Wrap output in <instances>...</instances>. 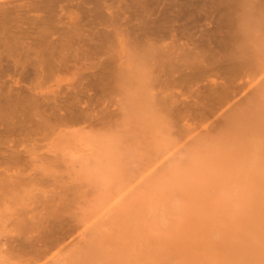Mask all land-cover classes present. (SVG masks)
<instances>
[{"label": "rangeland", "instance_id": "374dc122", "mask_svg": "<svg viewBox=\"0 0 264 264\" xmlns=\"http://www.w3.org/2000/svg\"><path fill=\"white\" fill-rule=\"evenodd\" d=\"M43 1L29 17L61 21L48 67L24 46L0 52V264H264V0Z\"/></svg>", "mask_w": 264, "mask_h": 264}, {"label": "bare ground", "instance_id": "6f19581e", "mask_svg": "<svg viewBox=\"0 0 264 264\" xmlns=\"http://www.w3.org/2000/svg\"><path fill=\"white\" fill-rule=\"evenodd\" d=\"M2 1V0H1ZM6 1V0H5ZM12 1V0H11ZM11 1L10 2H5V3H0V43L1 44H3L2 46L4 47L3 49L2 48H0V52H3V50L5 49H8V50H6L5 52H3L2 54H5L6 52H9V50H12V51H14L15 49L17 50V48L20 50V47L21 46H24L23 47V49H21L20 51H25L27 54L28 53H30V52H33V53H31V55L33 54V55H35V57L37 58V60H35V57L34 56H32V58L35 60L34 62H35V64L37 65L38 63H43L44 61V59H42L40 56H39V54H41V55H45V53H43L44 51H46V50H48V49H52L51 51H53V49H54V45L56 44V42L54 43V41H51V44H50V40H47V37H49V35L48 34H50V33H48L49 32V30H48V26H51L52 25V27H54L53 26V24H55V26H58L57 24H60V22L58 21V23H57V21H56V23L54 22L55 21V18L52 20V18H53V14H51V9H48V7L47 8H45L44 10H45V14H43V16H40V17H36V18H32V17H29L30 15H28V12L30 11V10H32L34 7V5H35V7H37L36 5H38V4H35V2L36 1H38L40 4H41V2L43 1H41V0H36V1H31V3H24L23 5H19V4H10L11 3ZM41 1V2H40ZM95 1V0H94ZM106 1V0H105ZM115 1H118V0H115ZM142 1V0H141ZM150 1V0H149ZM152 1H155V0H152ZM160 1V0H159ZM158 0L157 1H155V2H159ZM163 1H165V0H163ZM169 1V0H168ZM168 1H166V2H168ZM206 1H208V0H206ZM226 1V3H227V0H225ZM240 1V0H239ZM253 1V0H252ZM256 1V0H255ZM4 2V1H3ZM24 2H26V1H24ZM29 2V1H28ZM44 2V1H43ZM42 2V3H43ZM45 2H46V4L49 2V0H45ZM134 2V1H133ZM138 2V1H137ZM154 2V3H155ZM166 2H164V3H166ZM171 2V1H170ZM169 2V3H170ZM175 2V1H174ZM177 2V1H176ZM176 2H175V4H176ZM194 2V1H193ZM209 2H211V1H209ZM222 2V1H221ZM236 5L234 6V7H237V3L235 2V1H233ZM13 3V2H12ZM109 2H107L106 4H108ZM135 3V2H134ZM144 3H146L145 1H144ZM150 3V2H149ZM161 2H159V4H160ZM169 3H167V4H169ZM181 3V2H180ZM190 3V2H189ZM224 3V2H223ZM230 3V2H229ZM232 3V2H231ZM230 3V4H231ZM239 3V2H238ZM95 4H97L96 2H95ZM105 4V5H106ZM123 4H127V3H123ZM147 4H148V0H147ZM145 5V6H148V5ZM158 4V3H157ZM171 4H173V1H172V3ZM186 4H188L187 2L186 3H184V7L185 8H187V11H188V7H186ZM191 4V3H190ZM190 4H188V5H190ZM210 4H212V3H210ZM256 4H258V3H256ZM8 5H12V7H7ZM17 5V6H16ZM45 5V4H44ZM108 5H110V3L108 4ZM120 5V4H119ZM122 5V4H121ZM149 5H153L152 3L151 4H149ZM163 5H165V4H163ZM178 5V4H177ZM182 5V4H181ZM180 5V6H181ZM232 5V4H231ZM39 6V5H38ZM41 6V5H40ZM43 6V5H42ZM129 6V5H128ZM162 6V5H161ZM171 6V8L173 7V5H170ZM207 6V5H206ZM33 7V8H32ZM93 7V6H92ZM98 7V6H97ZM106 7H108V6H106ZM122 7H123V5H122ZM142 7H144V6H142ZM150 7H152V6H150ZM165 7H168L167 5L165 6ZM176 6L174 5V8H175ZM190 8H191V6H189ZM201 7V6H200ZM216 7V6H215ZM228 7H230V5L228 6ZM234 7H232V8H234ZM39 7H37V9H38ZM50 8H51V6H50ZM105 8V7H104ZM124 8H126V6L124 7ZM134 8V7H133ZM169 8V7H168ZM177 8V7H176ZM205 8H207V7H205ZM208 8H210V7H208ZM35 9V8H34ZM40 9H42V8H40ZM47 9H48V11H47ZM116 10H118L117 8H115ZM154 9H155V6H154ZM160 9H161V7H160ZM204 9V8H203ZM91 10V9H90ZM109 10V9H108ZM115 10V11H116ZM130 10V9H129ZM134 10V9H133ZM152 10V9H151ZM176 10V9H175ZM185 10V9H184ZM190 10V9H189ZM193 10V9H192ZM250 10V9H249ZM248 10V11H249ZM253 10V9H252ZM109 11H111V10H109ZM135 11H136V13H137V11L138 10H136L135 9ZM146 11V10H145ZM172 11H174V10H172ZM171 11V12H172ZM178 11H180V10H178ZM181 11H183V10H181ZM186 11V12H187ZM251 11V10H250ZM255 11V10H254ZM253 11V12H254ZM44 12V11H43ZM53 12V11H52ZM89 12H92V11H89ZM95 12L96 11H94L93 13L95 14ZM119 12V11H118ZM256 12V11H255ZM106 13H108V12H106ZM138 13H140V12H138ZM143 13H146V12H143ZM175 13H179V12H176L175 11ZM181 13V12H180ZM192 13V12H191ZM228 13H230V12H228ZM100 14V13H99ZM98 14V15H99ZM114 14V13H113ZM112 14V15H113ZM150 14V13H149ZM148 13H146V15L145 16H147L148 17V15H149ZM166 14V13H165ZM171 14V13H170ZM184 14H186V13H184ZM189 14V13H188ZM97 15V14H96ZM102 15V14H101ZM108 15H110V14H108ZM117 15H119V14H117ZM137 15V14H136ZM153 15V14H152ZM174 15V14H173ZM179 14H177V16H178ZM198 15V14H197ZM103 17L104 16H106V15H102ZM143 16V15H142ZM155 16V15H154ZM166 16H168L167 14H166ZM196 15H194V17H195ZM208 16V15H207ZM211 16V15H210ZM246 16H249V18H246V19H250V17H252V16H250V14H247ZM253 16H255V15H253ZM56 17V16H55ZM112 18H113V16H111ZM116 17H118V16H116ZM136 17V16H135ZM140 17V16H139ZM149 17H152V16H149ZM199 17V16H198ZM228 17V16H227ZM104 18H106V17H104ZM108 18V17H107ZM111 18V19H112ZM137 18V17H136ZM231 18V17H230ZM255 18H257V17H255ZM255 18H251V19H255ZM109 19V18H108ZM119 20H116V18L114 19L115 21H121L120 20V18H118ZM124 19V18H123ZM127 19V18H126ZM148 19V18H147ZM156 19V18H155ZM187 19V21H189L188 20V18H186ZM191 19H193V18H191ZM218 19H219V17H218ZM250 19V20H251ZM57 20V19H56ZM74 20V19H73ZM128 20V19H127ZM127 20H125V22L127 21ZM153 20V19H152ZM158 20V19H157ZM169 20V19H168ZM193 20H195V19H193ZM198 20V19H197ZM220 20V19H219ZM226 20V19H225ZM231 20V19H230ZM256 20V19H255ZM72 21V20H71ZM106 21V20H105ZM131 21L132 20H130V22H128L127 21V23H130V24H132L131 23ZM134 21V20H133ZM132 21V22H133ZM138 21V20H137ZM160 21V20H159ZM52 22H54L53 24H51L50 25V23H52ZM93 24H94V22L93 21H91ZM95 22H96V20H95ZM183 21H181V23H182ZM228 22V21H227ZM252 22V21H251ZM23 23H25V24H27L28 26H30L31 25V30H32V28H35V31L33 30V33L30 31V33L28 32V33H25L26 31H28V30H26V29H24V30H22V28H24V27H22V25L24 26L25 24H23ZM106 23V22H105ZM112 23V22H111ZM127 23H126V25H127ZM134 23H135V21H134ZM137 23V22H136ZM136 23H135V25H136ZM140 23V22H139ZM158 23V22H157ZM176 22L174 21V24H175ZM180 23V24H181ZM189 23H191V22H189ZM198 23V22H197ZM229 23V22H228ZM70 24V23H69ZM91 24V23H90ZM97 24V23H96ZM123 24V23H122ZM156 24V23H155ZM192 24V23H191ZM230 24V23H229ZM26 25V26H27ZM62 25H64V24H61V26ZM66 25V24H65ZM64 25V26H65ZM75 25H77V24H74V26ZM89 25V24H88ZM107 25H109V26H111L110 25V23L109 24H106V27H107ZM117 25V24H116ZM119 25V24H118ZM132 25H134V24H132ZM134 25V26H135ZM150 25V24H149ZM154 25V24H153ZM193 25V24H192ZM198 25H199V23H198ZM64 26H63V28H64ZM74 26H69V27H71V28H74ZM155 26V25H154ZM172 26V25H171ZM174 26V25H173ZM182 26V25H181ZM252 26V25H251ZM127 27V26H126ZM131 27H133V26H131ZM148 27V26H147ZM38 28V29H37ZM115 28V27H114ZM129 28V27H128ZM134 28V27H133ZM135 28H137V26H135ZM133 29V30H135V31H137L136 29ZM159 28V27H158ZM168 28V27H167ZM166 28V29H167ZM181 28H183V27H181ZM180 28V29H181ZM253 28V27H252ZM27 29H29V28H27ZM37 29V30H36ZM75 29V28H74ZM112 29V28H111ZM123 29V28H122ZM141 29V28H140ZM140 29H138V32H139V30ZM179 29V28H178ZM24 31V32H22V31ZM26 30V31H25ZM83 30V29H82ZM108 30H110L109 28L107 29V31ZM131 30H132V28H131ZM132 30V31H133ZM154 30V29H153ZM159 30V29H158ZM182 30V29H181ZM227 30H230V29H227ZM232 30V29H231ZM38 31V32H37ZM115 31H116V29H115ZM114 31V32H115ZM147 30H145V32H146ZM161 31H165L166 32V30H161ZM171 32L173 31L174 33H175V31H177V30H170ZM183 31V30H182ZM234 31V30H233ZM61 32V31H60ZM65 32V31H64ZM70 32V31H69ZM74 32H76V33H79V32H77V30H75ZM73 31H71V34H70V36L68 37L67 36V38H71L72 36H74V37H76L75 35H76V33H74ZM91 32V31H90ZM108 32H110V31H108ZM114 32H113V34H114ZM120 32H121V30H120ZM122 32H124L123 33V36L121 37L122 39H124L123 37H124V34H125V30L124 31H122ZM172 32V33H173ZM191 32V31H190ZM194 32H195V30H194ZM193 32V33H194ZM197 32H198V30H196V34H197ZM200 32H201V30H200ZM199 32V33H200ZM48 33V34H47ZM53 33V32H52ZM55 33V32H54ZM74 33V34H73ZM101 33V32H100ZM103 33V32H102ZM105 33V32H104ZM116 33H117V31H116ZM130 33V32H129ZM132 33V32H131ZM141 33H143V32H141ZM229 33V32H228ZM231 33V32H230ZM235 33V32H234ZM31 34V35H30ZM55 34H57V36H58V33H55ZM64 34H66V33H64ZM97 34V33H96ZM106 34H107V32H106ZM128 34V33H127ZM135 34V33H134ZM134 34H133V36H134ZM155 34H157V33H155ZM162 34V33H161ZM176 34V33H175ZM195 34V33H194ZM193 34V35H194ZM202 34H206L205 32H203ZM232 34V33H231ZM48 35V36H47ZM62 35V34H61ZM115 35V34H114ZM121 35V34H120ZM131 35V34H130ZM137 35H139L138 33H137ZM142 35V34H141ZM147 34H145V38L146 37H148V35L146 36ZM159 37H161V35L160 34H157ZM171 35V34H170ZM174 35V34H173ZM177 35V34H176ZM176 35L175 36H172L173 37V39L176 37ZM179 35V34H178ZM177 35V36H178ZM181 35V34H180ZM210 35H212V34H210ZM51 36V35H50ZM128 36V35H127ZM153 36H156V35H153ZM164 36L166 37L167 36V38H168V34H166V35H163L161 38H164ZM182 36L183 37H185L184 36V34H182ZM186 36H188V34L186 35ZM195 36V35H194ZM197 36V35H196ZM201 36V35H200ZM229 36H231V35H229ZM81 37V36H80ZM98 37V36H97ZM102 38H103V36H101ZM105 37V36H104ZM130 37V36H129ZM128 37V38H129ZM142 37H144V36H142ZM141 37V38H142ZM172 37L170 36V40H173L172 39ZM178 37H180V36H178ZM236 37V36H235ZM258 37V36H257ZM260 37V36H259ZM258 37V38H259ZM73 38V37H72ZM77 39H78V37H76ZM115 38H116V36H115ZM119 38H120V36H119ZM119 38H116L115 40H116V43H117V41H118V39ZM139 37H136V41H137V39H138ZM151 38V36H149V39ZM155 38V37H154ZM154 38H152V39H154ZM186 38L187 37H185V40H186ZM25 39H31V40H28L29 42L30 41H32V43H34V45L35 46H37V48L35 47V46H33V47H35V48H32L30 45H31V43H30V45H28V44H26L27 42V40L25 41ZM65 38H63V40H64ZM74 39V38H73ZM90 39V38H89ZM144 39V38H143ZM143 39H141V40H143ZM151 39V40H152ZM160 39V38H159ZM158 38H157V40H159ZM166 39V38H165ZM164 39V40H165ZM179 39H182L181 37L179 38ZM199 39H200V37H199ZM201 39H203V38H201ZM229 39V38H228ZM232 39V38H231ZM234 39V38H233ZM259 39H261V38H259ZM63 40H61V41H63ZM75 40V39H74ZM81 40V39H80ZM120 40V39H119ZM134 40V39H133ZM147 41H148V39H146ZM155 40V39H154ZM153 40V41H154ZM156 40V41H157ZM168 40V39H167ZM176 40H178L177 38H176ZM196 40V39H195ZM203 40H205V39H203ZM223 40V39H222ZM48 41V42H47ZM59 41V40H58ZM60 41V43H62ZM69 41H73L72 39L71 40H69ZM77 41V40H76ZM135 41V42H136ZM150 41V40H149ZM148 41V42H149ZM163 40L162 39H160V41L159 42H162ZM197 41V40H196ZM198 41H200V40H198ZM231 41V40H230ZM21 42L24 44H21ZM53 42V43H52ZM121 42V41H120ZM125 42V41H124ZM134 42V43H135ZM138 42H140V41H138ZM143 42V41H142ZM151 42V41H150ZM155 42V41H154ZM173 42H175V40H173ZM192 42H194V41H192ZM204 42V41H203ZM220 42H221V40H220ZM224 42H225V40H224ZM73 43V42H72ZM72 43H70V44H72ZM102 43V42H101ZM115 43V44H116ZM144 43V42H143ZM165 43V42H164ZM168 43H170V42H168ZM179 43V42H178ZM195 43V42H194ZM225 43H227V42H225ZM232 43V42H231ZM237 43V42H236ZM25 44H26V46H25ZM49 44V45H48ZM67 44V43H66ZM94 44H96V43H94ZM93 44V45H94ZM119 44V43H118ZM122 44V43H121ZM121 44H119V46L121 47ZM125 44V43H124ZM144 44H146V43H144ZM151 44V43H150ZM155 44H156V42H155ZM154 44V45H155ZM187 44H189V43H187ZM198 44H200V43H198ZM58 45V44H57ZM100 45H102V44H100ZM104 45V44H103ZM135 45V44H134ZM154 45H152L151 47H153ZM165 45V44H164ZM171 45V44H170ZM175 44L173 43V46H174ZM227 45V44H226ZM232 45H234V44H232ZM1 46V45H0ZM28 46V47H27ZM61 46V45H60ZM98 47H99V45H97ZM107 46V45H106ZM123 46V45H122ZM137 46V45H136ZM135 46V47H136ZM156 46V45H155ZM205 47L206 46H208V43H207V45H204ZM25 47H27V48H25ZM50 47H52V48H50ZM59 47V46H58ZM77 48L79 47V46H76ZM97 47V48H98ZM108 47V46H107ZM123 47H126L125 45L123 46ZM128 47V46H127ZM133 48V49H131V50H135V49H137V48ZM138 47H140V45L138 46ZM150 47V48H151ZM157 47V46H156ZM201 47H202V45H201ZM22 48V47H21ZM129 48V47H128ZM148 48V47H147ZM149 48V49H150ZM160 48V47H159ZM164 48V47H163ZM167 48V47H166ZM173 48V47H172ZM194 49L195 48H197L196 46L195 47H193ZM236 48H238V46L236 47ZM57 50H58V48H56ZM78 49H82V47H79ZM101 49H102V47H101ZM104 49V48H103ZM110 49V48H109ZM148 49V50H149ZM152 50H153V48H151ZM155 49V48H154ZM171 49V48H170ZM231 49V48H230ZM16 50H15V52H12V53H14V54H16L17 55V52H19V51H17L16 52ZM130 50V48L128 49V51L130 52L131 51ZM147 50V49H146ZM151 50V51H152ZM161 50H163V49H161L160 48V54H163V53H161ZM164 50H165V48H164ZM192 51H193V49H191ZM212 50V49H211ZM229 50V49H228ZM23 51V52H24ZM49 51V50H48ZM56 51V50H55ZM77 51H80V50H77ZM83 51V50H82ZM109 51V50H108ZM140 51H144V50H141L140 49ZM158 51V50H157ZM167 51H169V50H167ZM177 51H179L178 49H177ZM182 51V50H181ZM218 51V50H217ZM216 51V52H217ZM237 51H238V49H237ZM244 52H246L245 50H243ZM249 51V50H248ZM247 51V52H248ZM50 52V51H49ZM60 52V51H59ZM134 53H141V55L143 54L142 52H136V51H133ZM146 51H144V53H145ZM148 52V51H147ZM159 52V51H158ZM194 52H196L195 50H194ZM242 51H238V53H239V59H237V61H241V62H243L242 60H243V58H242V55L240 54ZM21 53V55H22V52H20ZM43 53V54H42ZM53 53H55V52H53ZM150 53V52H149ZM151 53H153V52H151ZM155 53H157V52H155ZM154 53V54H155ZM172 53H175V52H172ZM14 54H13V56H14ZM25 54V53H24ZM23 54V55H24ZM82 54V53H81ZM135 54V55H136ZM178 54V53H177ZM229 54H231L230 56H232V53H229ZM234 54H235V52H234ZM1 55V54H0ZM10 55V54H9ZM19 55V54H18ZM29 55V54H28ZM58 55V54H57ZM152 55L153 54H151V55H148V54H143V56H144V60H145V57H148L147 59H151V58H153L152 57ZM159 55V54H158ZM164 55H166V54H164ZM237 55V54H236ZM20 56V55H19ZM18 56V57H19ZM26 56V55H25ZM60 56V55H59ZM127 56V55H126ZM139 56V55H138ZM149 56H151V57H149ZM155 56V55H154ZM229 56V55H228ZM6 57H8V56H6ZM11 57V56H10ZM9 57V58H10ZM50 56H48V58H49ZM52 57H55L54 55L52 56ZM142 57V56H141ZM140 57V58H141ZM160 57V56H159ZM168 57H170L169 59L170 60H172L171 59V57H173V56H168ZM44 58V57H43ZM46 58V57H45ZM59 58V57H58ZM110 58V57H109ZM127 58V57H126ZM132 58H133V56H132ZM166 58V57H165ZM210 58H211V56H210ZM242 58V59H241ZM14 59V58H13ZM19 59V58H18ZM22 59V58H21ZM23 59H25V57H23ZM53 59V58H52ZM55 59V58H54ZM154 59H155V57H154ZM154 59H152V60H154ZM167 59V58H166ZM209 59V58H208ZM212 59V58H211ZM230 59V58H229ZM232 59H233V57H232ZM231 59V60H232ZM5 60H7V59H5ZM12 60V59H11ZM10 60V61H11ZM29 60V59H28ZM48 60V59H47ZM61 60V59H60ZM124 60V59H123ZM133 60H135L134 58H133ZM218 60H220V59H218ZM225 60H228V59H225ZM13 61H15V60H13ZM22 61V60H21ZM42 61V62H41ZM46 61V60H45ZM62 61V60H61ZM130 61H131V59H130ZM135 61H137V60H135ZM154 61H156V59L154 60ZM175 61V60H174ZM216 61V60H215ZM223 61V60H222ZM235 63H234V62ZM237 61H235V59H233L232 61H227V63L228 62H230V65L232 64V66L233 67H235L234 66V64L238 67L239 66V64L241 63V62H237ZM12 62V61H11ZM18 62V61H17ZM23 62V61H22ZM25 62H27V61H25ZM33 62V63H34ZM50 62H52L51 60H50ZM55 62H57V61H55ZM59 62V61H58ZM64 62V61H63ZM126 62H127V60H126ZM139 62H140V59H139V61H137L136 62V65H139ZM144 62V61H143ZM142 62V63H143ZM146 62V61H145ZM150 62V61H149ZM232 62V63H231ZM33 63H31V64H33ZM60 63V62H59ZM109 63V62H108ZM152 62H150L149 63V65H147V63H143L144 65H147V66H149L150 67V64H151ZM170 63H174V62H170ZM215 63H217V62H215ZM223 63H225V62H223ZM223 63H221V64H223ZM237 63H238V65H237ZM244 63H245V61H244ZM15 64V63H14ZM18 64V63H17ZM20 64V63H19ZM23 64H25V63H23ZM29 64V63H28ZM48 64H50V63H48ZM53 64H55V63H53ZM52 64V65H53ZM121 64V63H120ZM124 64H126L124 67H126L127 66V63H124ZM177 64H178V62H177ZM56 65V64H55ZM130 65V64H129ZM131 65H135V64H131ZM144 65H142V66H144ZM170 65H172V64H170ZM188 65V64H187ZM190 66H191V64H189ZM193 65H195L194 63H193ZM202 65V64H201ZM225 65H227L226 63H225ZM243 65H245V64H240V68H241V70H242V68H244V66ZM19 66V65H18ZM30 66V65H29ZM33 66H34V64H33ZM33 66H32V68H33ZM42 66H45V62L42 64ZM40 67V70L41 69H43L44 67ZM50 66V65H49ZM108 66H111V65H108ZM153 66V65H152ZM200 66V65H199ZM198 66V67H199ZM212 66V65H211ZM210 66V67H211ZM219 66H221V65H219ZM241 66H243V67H241ZM14 67V66H13ZM37 67H39V66H37ZM36 67V68H37ZM45 67H48V65L47 66H45ZM54 67H56V66H54ZM145 67V66H144ZM153 67H155V66H153ZM188 66H186V68H187ZM192 67H194V66H192ZM230 67V66H229ZM237 67H235V68H237ZM24 68V67H23ZM22 68V69H23ZM102 68V67H101ZM128 68H133V66H129ZM138 68V67H137ZM190 68V67H189ZM195 68H197V67H195ZM202 68V67H201ZM216 67H214V69H215ZM225 68V67H224ZM104 69V68H103ZM107 69V68H106ZM124 69V68H123ZM135 69V68H134ZM134 69H132V71L134 70ZM148 69H150V68H148ZM177 69H178V66H177ZM230 69H232V68H230ZM234 69V68H233ZM37 70H38V68H37ZM39 70V71H40ZM109 70H110V68H109ZM119 70V69H118ZM126 70V69H125ZM128 70V69H127ZM126 70V71H127ZM143 70V68L141 69V67H140V69L138 70V71H141V72H143L142 71ZM179 70V69H178ZM202 70V69H201ZM204 70V69H203ZM220 70V69H219ZM238 70V69H237ZM240 69H239V71H241ZM244 70V69H243ZM54 71V70H53ZM101 71H103V70H101ZM123 71V70H122ZM192 71V70H191ZM199 71H200V69H199ZM218 71V70H217ZM236 71V70H235ZM103 72H105V71H103ZM121 72V71H120ZM228 72V71H227ZM226 72V73H227ZM238 72V71H237ZM34 73V72H33ZM35 73H37V72H35ZM101 73V72H100ZM132 73V72H131ZM231 73V72H230ZM39 74V73H38ZM98 74V73H97ZM102 74V73H101ZM105 74H107V72L105 73ZM126 75H128L129 77L130 76H133V74H130L129 72L128 73H125ZM130 74V75H129ZM143 74H145L144 72L142 73V74H139V73H136V75H141V76H139V77H142V75ZM148 74V73H147ZM147 74H145V75H147ZM216 74V73H215ZM219 74V73H218ZM234 74V73H233ZM238 74H240V72L238 73ZM122 75V74H121ZM121 75H120V77H121ZM151 75V74H150ZM35 76V75H34ZM34 76H33V78H34ZM37 76V75H36ZM43 76H45V75H43ZM100 77H101V75H99ZM107 76V75H106ZM123 76V75H122ZM94 77H95V75H94ZM99 77V78H100ZM105 77V76H104ZM145 77V76H144ZM144 77H142V79L144 78ZM147 77H149L148 75H147ZM230 77H231V75H230ZM229 76H228V79L230 78ZM232 77H234V76H232ZM236 77V76H235ZM102 78V77H101ZM125 78V77H124ZM150 78V77H149ZM40 79H42V78H40ZM103 79V78H102ZM135 79H137V81H139L138 80V78H137V76H136V78ZM140 80H141V78H139ZM37 80H39V79H37ZM112 80H113V77H112ZM125 80V79H124ZM129 80H130V78H129ZM103 81V80H102ZM121 81H123V79L121 78L119 81H118V83H121ZM126 81H128V78L126 79ZM126 81L125 82H122V83H126ZM134 81V80H133ZM132 81V83H135V82H133ZM146 81V80H145ZM148 81V80H147ZM152 81H154V79H152L151 80V82ZM35 82H36V79H35ZM104 82V81H103ZM102 82V83H103ZM111 83V82H110ZM115 83V82H114ZM128 83V82H127ZM146 83H150V82H146ZM153 83V82H152ZM116 84V83H115ZM129 84V83H128ZM224 84V83H223ZM36 85V84H35ZM105 85H109V84H105ZM117 85V84H116ZM119 85V84H118ZM117 85V86H118ZM144 85V84H143ZM177 85V84H176ZM104 86V85H103ZM223 86V85H222ZM105 87V86H104ZM120 87H121V85H120ZM124 87H130L129 85H125V84H122V88H124ZM224 87V86H223ZM226 87H229V86H226ZM30 88H33V87H30ZM29 88V89H30ZM34 88H36V87H34ZM230 88V87H229ZM127 89H129V88H127ZM222 89V88H221ZM225 89V88H224ZM227 89V88H226ZM146 92H147V90H145ZM219 91V90H218ZM148 92H151L152 93V91H151V89H149V91ZM224 92V94L226 93L225 91H222V93ZM32 93V92H31ZM27 94V93H26ZM25 94V95H26ZM34 94V93H33ZM35 94H37V93H35ZM34 94V95H35ZM41 94V93H40ZM217 94V93H216ZM228 94H231V93H229L228 92ZM147 95H149V96H151L150 94H148L147 93ZM225 95H227V94H225ZM24 96V95H23ZM23 96H21L22 98L20 99V100H25V99H23ZM33 96V95H32ZM42 96V95H41ZM156 96H158V94H156ZM160 96V95H159ZM159 96L157 97V98H159ZM222 96V95H221ZM232 96V95H231ZM8 98V97H7ZM17 98H19V96L17 97ZM38 98H40V97H38ZM33 99V98H32ZM32 99H30L31 101H32ZM19 100V99H18ZM28 100V99H27ZM30 100H28V102L30 101ZM34 100V99H33ZM44 100V99H43ZM135 100V99H134ZM151 100V99H150ZM223 100V99H222ZM6 101H8V100H6ZM12 101V100H11ZM153 101V100H152ZM3 102V101H2ZM17 102V101H16ZM33 102V101H32ZM5 103V102H4ZM4 103H1V104H4ZM17 103H19V101L17 102ZM20 103H22V101H20ZM30 103V102H29ZM34 104L36 103V102H33ZM136 103V102H135ZM134 103V104H135ZM142 104H143V102H141ZM220 103V102H219ZM7 104H10V102H8ZM6 103H5V105L4 106H6L7 105ZM39 104V103H38ZM38 104H36V105H38ZM41 104L43 105V102H41ZM138 104H140V103H138ZM141 104V105H142ZM146 104H148L147 102H146ZM145 104V105H146ZM17 105V104H16ZM21 105V104H20ZM30 105V104H29ZM140 105V106H141ZM151 105H152V103H151ZM155 105V104H154ZM4 106L3 105H1V108L3 107L4 108ZM13 106V105H12ZM12 106H10V107H12ZM18 106V105H17ZM24 106V105H23ZM22 106V107H23ZM153 106V105H152ZM7 107V106H6ZM14 107V106H13ZM39 107V106H38ZM42 107V106H41ZM44 107V106H43ZM141 107H144V106H141ZM146 107V106H145ZM144 107V108H145ZM31 108V107H30ZM32 108H33V106H32ZM52 108H53V106H52ZM144 108H142V110L144 111ZM148 108V107H147ZM6 110H8L7 108H5ZM13 109V108H12ZM140 109V108H139ZM150 109V108H149ZM14 110V109H13ZM30 110V109H29ZM141 110V109H140ZM147 110V109H146ZM151 110V109H150ZM24 111V113H25V110H23ZM43 111V110H42ZM6 112V111H5ZM13 112V111H12ZM40 112H41V110H40ZM145 113H146V111H144ZM151 112H152V110H151ZM35 113V112H34ZM37 113H39V112H37ZM36 113V114H37ZM43 113V112H42ZM45 113V112H44ZM150 113V112H149ZM152 113H154V112H152ZM151 113V114H152ZM9 114V113H8ZM29 114L31 115V114H33V113H30V111H29ZM35 115V114H34ZM34 115H33V117H34ZM147 115V114H146ZM149 115V114H148ZM11 116V115H10ZM37 115H35V117H36ZM14 117V116H13ZM27 117V116H26ZM44 117V115H42L41 116V118H39V117H37V118H39V120H38V123H37V126L36 127H38V125L39 126H41V125H44V123H46L44 120H46V119H44L43 118ZM148 117V116H147ZM151 117H153V116H151ZM155 117V116H154ZM48 118V117H47ZM22 119H24V118H22ZM22 119H20V120H22ZM41 119H44V120H41ZM25 120H27V119H25ZM29 121V120H28ZM30 121H32V120H30ZM34 121V120H33ZM17 122V121H16ZM18 122H20V121H18ZM36 122H37V120H36ZM40 123H42V124H40ZM19 124V123H18ZM36 124V123H35ZM253 124V123H252ZM251 124V125H252ZM24 125V124H23ZM258 125V124H257ZM18 126V125H17ZM19 127V126H18ZM45 127H46V125H45ZM250 127V126H249ZM249 127H247V128H249ZM250 129V128H249ZM28 129H26V131H27ZM26 131H24V132H26ZM28 132V131H27ZM37 132V131H36ZM34 133H35V130H34ZM38 134V133H37ZM41 134V133H40ZM39 134V135H40ZM1 159V158H0ZM6 159H8V157L6 158ZM1 162H2V160H1ZM3 163V162H2ZM1 163V164H2ZM15 163V162H14ZM9 164V163H8ZM12 165V164H11ZM15 165V164H14ZM13 165V166H14ZM1 168V167H0ZM5 168V167H4ZM7 169V168H6ZM5 172H7L8 170H4ZM12 173H10V174H5V175H11ZM13 174H16V173H13ZM20 175V174H19ZM14 176V175H13ZM8 177V176H7ZM9 179V178H8ZM5 185V184H4ZM1 186V185H0ZM6 186V185H5ZM2 190V189H1ZM56 209H60V208H56ZM257 210L258 209H256V213L255 214H257ZM253 213V212H252ZM263 213H261V215H262ZM260 215V214H259ZM259 215H257V216H259ZM257 216L255 215V217L257 218ZM261 218L263 217V216H260ZM253 217H251L250 219H252ZM260 218V219H261ZM24 219H25V216H24ZM259 219V220H260ZM249 221V220H248ZM251 221H254V220H251ZM262 221H264V220H261L260 222L262 223ZM247 223V222H246ZM249 223V222H248ZM22 223H20V225H21ZM28 224V223H27ZM250 225V224H249ZM249 225H248V227H249ZM253 225V224H252ZM259 225V224H258ZM257 225V226H258ZM261 225V224H260ZM263 225V224H262ZM22 226V225H21ZM251 227V226H250ZM254 228H255V225H254ZM262 229H263V227H261ZM258 229V228H257ZM260 229V228H259ZM251 230V229H250ZM253 230H255V229H253ZM261 230V229H260ZM257 232V231H256ZM264 232V231H263ZM251 233H253V232H251ZM261 233V232H260ZM260 233H258V234H260ZM254 234V233H253ZM252 235V234H251ZM250 236V235H249ZM257 236V235H256ZM251 237L252 236H250L249 238L251 239ZM257 237H259V236H257ZM256 237V238H257ZM247 238V237H246ZM254 238V237H253ZM246 240V239H245ZM247 240H249V239H247ZM258 240H259V238H258ZM260 240H263V239H260ZM257 241V240H256ZM248 243V242H247ZM256 243V242H255ZM258 243V242H257ZM242 244V243H241ZM249 244L250 245H252L250 242H249ZM264 244V243H263ZM254 245V244H253ZM252 245V249H257L258 247H256L257 246V244H255L256 246L254 247ZM263 246V245H262ZM249 249H251V248H249ZM258 249H260V247L258 248ZM262 251H264V248H263V250H259V252H262ZM247 252V253H246ZM245 253H246V257H248V255H250V254H248V251H246ZM255 252V251H254ZM258 252V253H259ZM251 253V252H250ZM257 253V254H258ZM254 255V254H253ZM257 256H262V254H259V255H257ZM253 257V256H252ZM263 257V256H262ZM247 259H249V258H247ZM259 259V258H258ZM262 261V260H261ZM254 262V261H253ZM258 262H260V261H257V263ZM251 263V262H250ZM256 263V262H255ZM253 264V263H252Z\"/></svg>", "mask_w": 264, "mask_h": 264}]
</instances>
